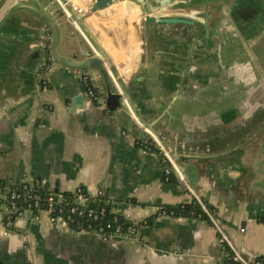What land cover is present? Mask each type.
Instances as JSON below:
<instances>
[{
  "label": "crops",
  "instance_id": "obj_1",
  "mask_svg": "<svg viewBox=\"0 0 264 264\" xmlns=\"http://www.w3.org/2000/svg\"><path fill=\"white\" fill-rule=\"evenodd\" d=\"M93 1L16 0L0 20V181L32 175L61 192H101L123 220H150L140 229L145 245L24 218L8 235L0 224V264H212L222 250L208 219L153 217L190 202V190L239 253L264 257V0H198L185 11L207 14L210 32L200 35L195 24L201 31L192 38L179 24L146 26L134 0L91 10ZM43 16L57 28L46 88ZM94 48L110 90L109 67L134 116L122 103L105 107L97 69L69 66ZM83 75L98 100L87 96ZM134 117L164 139L186 185L174 174L165 181L162 155L141 146L148 136ZM2 208L0 199V223Z\"/></svg>",
  "mask_w": 264,
  "mask_h": 264
},
{
  "label": "built area",
  "instance_id": "obj_2",
  "mask_svg": "<svg viewBox=\"0 0 264 264\" xmlns=\"http://www.w3.org/2000/svg\"><path fill=\"white\" fill-rule=\"evenodd\" d=\"M81 1L85 2L86 0ZM80 11L81 9H78V12ZM66 13L70 16L69 11H66ZM45 48L46 52L42 66L43 77L41 79L43 88L47 87L48 72L55 65L49 45H45ZM128 72V69H124L122 74L126 75ZM109 73L113 78L117 91L121 92V87L116 77L110 71ZM81 82L89 99L98 100L99 95L93 86L92 77L83 75ZM121 103L133 115L127 98L122 97ZM135 121L148 136L147 139L140 142L141 146L147 151L160 152L162 155L165 164L163 170L165 179L167 180L171 174L182 179V174L164 139L149 127L142 125L136 118ZM190 191L199 206V210L217 229L222 255L226 254L227 249H229L232 252V260L237 261L238 264H264V257L262 256H244L239 253L220 228L208 206L193 190ZM0 199L3 200L0 224L4 235H8L20 219L27 218L32 221H40L45 218L52 228L79 234H91L103 241L123 238L136 240L144 245L146 242L140 233V229L147 225L149 219H143L138 222L123 220L122 217L110 209V200L102 198L101 192L90 195L82 187H77L71 192H61L51 188L45 178L26 175L20 182L15 184L0 181ZM200 216L201 213L196 218H200ZM153 217L166 218L175 216L173 210L159 207L156 208ZM220 261L221 258H217L212 264H220Z\"/></svg>",
  "mask_w": 264,
  "mask_h": 264
},
{
  "label": "water",
  "instance_id": "obj_3",
  "mask_svg": "<svg viewBox=\"0 0 264 264\" xmlns=\"http://www.w3.org/2000/svg\"><path fill=\"white\" fill-rule=\"evenodd\" d=\"M15 1L16 0L4 1V3L0 7V20L7 14L8 10L11 8V6ZM59 1L62 4L66 5V0H59ZM111 1L112 0H94L93 3L91 4V10L102 8L107 4H109ZM134 1L143 6V9L145 11L144 21L146 26L153 25L156 21L161 23H168V24H179L186 28L183 29V36L186 35L188 36V38L199 36L198 33L201 30L197 28L195 24H199L203 28V32L200 35L204 34L206 36L210 32L207 14H204L202 17H200L198 16L200 12L196 9H190L188 11H185L189 5L195 4L196 2H198V0H134ZM42 20L51 34L50 52L54 60L57 61L58 57L55 52V45L57 41L56 24L45 16L42 17ZM87 39L89 40L91 45H93L92 43L93 40L89 37H87ZM94 49L96 52L93 56L89 58H85L84 60L79 62H68V64L69 66H76V67H80L87 64L99 71L103 80L106 82L105 107L108 110L114 111L120 105L121 98L125 97L123 94L122 83L117 80L118 83L120 84L121 92L118 91L113 92L110 90L109 84L107 83V72L104 66L102 65V60L100 57L101 52L96 48ZM108 69L111 71L113 76H116V73L113 70V68L109 67ZM185 156L187 158L196 157L194 155H185ZM175 162L178 166L179 171L182 174V179L179 178L178 181L180 185L184 186L187 184L188 180L185 178V172L183 170V166L178 162L177 158L175 159ZM168 207L177 208L174 206H168ZM118 239L126 240L123 238H118Z\"/></svg>",
  "mask_w": 264,
  "mask_h": 264
},
{
  "label": "trees",
  "instance_id": "obj_4",
  "mask_svg": "<svg viewBox=\"0 0 264 264\" xmlns=\"http://www.w3.org/2000/svg\"><path fill=\"white\" fill-rule=\"evenodd\" d=\"M83 88L85 90V87H83ZM172 178L173 177L169 176L168 179L166 180L165 177H164L165 181H167V182L170 181V180H172ZM208 208H209V206H208ZM167 209L173 210L175 217H190V218H196V216L199 213H201L200 219H207L205 217V215L199 210V206H198V204H197V202L195 201L194 198H192V200L190 202L183 203L180 206H178L177 208H167ZM149 222H150V220H148L147 225L149 224ZM231 256H232V252L229 249H227L226 254L224 253L222 255V257H221L220 264H226L228 262L230 264H238L237 261L232 260Z\"/></svg>",
  "mask_w": 264,
  "mask_h": 264
},
{
  "label": "bare ground",
  "instance_id": "obj_5",
  "mask_svg": "<svg viewBox=\"0 0 264 264\" xmlns=\"http://www.w3.org/2000/svg\"><path fill=\"white\" fill-rule=\"evenodd\" d=\"M78 2V1H77Z\"/></svg>",
  "mask_w": 264,
  "mask_h": 264
}]
</instances>
